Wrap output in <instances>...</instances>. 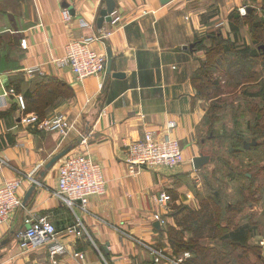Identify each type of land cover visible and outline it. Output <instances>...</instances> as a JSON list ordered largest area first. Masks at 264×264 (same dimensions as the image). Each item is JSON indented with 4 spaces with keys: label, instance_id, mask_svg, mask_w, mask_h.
I'll use <instances>...</instances> for the list:
<instances>
[{
    "label": "crops",
    "instance_id": "crops-1",
    "mask_svg": "<svg viewBox=\"0 0 264 264\" xmlns=\"http://www.w3.org/2000/svg\"><path fill=\"white\" fill-rule=\"evenodd\" d=\"M114 1L112 20L98 28L105 0H0V180L20 177L23 201L11 221L0 226V264H155L149 247L179 257L166 230L174 225L175 203L188 190V172L196 171L192 159L201 154L194 130L203 112L194 104L192 75L203 54L193 50L194 42L213 30L233 39L231 12L261 0ZM220 21L227 31L215 26ZM91 36L100 37L94 49L107 57L110 51L111 69L79 82L56 59L69 41ZM241 36L250 42L246 26ZM57 112L74 122L65 137L23 122L25 114L45 119ZM170 120L176 123L172 135L184 149L183 163L130 174L128 145L146 131H161ZM72 154L89 155L105 180V193L91 197L86 212L71 209L54 193L57 167ZM163 191L166 204L157 201ZM28 215H46L58 237L22 253L16 232ZM78 219L81 233L66 231ZM248 243L258 244L251 237ZM259 257L264 260V251Z\"/></svg>",
    "mask_w": 264,
    "mask_h": 264
},
{
    "label": "rangeland",
    "instance_id": "rangeland-1",
    "mask_svg": "<svg viewBox=\"0 0 264 264\" xmlns=\"http://www.w3.org/2000/svg\"><path fill=\"white\" fill-rule=\"evenodd\" d=\"M242 7L246 13L245 6ZM220 23H223V21L218 22L215 26L223 29V31H227ZM215 26L214 28H216ZM227 36L231 37L229 34ZM233 56L234 52L231 55L224 56L219 70L208 66L210 67L208 71L209 80L206 79L203 82L204 84L199 85V76L194 82L196 87H194V104L198 103L203 112V116L194 130V143L199 152L209 155L210 160L199 169H195L196 171L192 168L188 172V176L186 177L188 190H184L181 193L175 205L181 206L182 204H186L192 208H198L201 204V198L207 195L209 188L216 191L217 195H219V204L217 206L212 199H206L214 219L220 225H218L219 228H216L213 233L206 230L204 235L197 240L198 243L191 247L192 250L196 249L199 252L202 248L219 250L221 246L220 237L231 229L234 224L239 225L246 221H251L252 224L253 221H257L259 226H257L255 235L251 237V241L258 243L254 244L255 247L257 246V249L253 247L249 251H244L247 263L251 264L256 259L255 253L260 252L259 254H261L264 251V244H259L261 240L264 241V192L259 193L256 191L255 198L250 199L251 192L249 191L251 190H248V187H258L257 189L264 190V111L261 112L263 114L262 121L256 127L253 115L257 112L255 104L259 102V99L252 96L256 88L249 89L250 84L254 83L250 79L242 81V84L239 86L233 84L231 86L227 85L228 79L223 69H233L234 71L236 69H251L249 63ZM256 62L257 65L254 68L260 71L259 61ZM209 65L212 64L209 63ZM197 86L202 93L198 91ZM243 88H246L249 92L244 94ZM216 91H220L221 94L215 96ZM208 93L209 97H207ZM166 125L161 131L156 132L163 133ZM173 129L171 130V134ZM253 137L257 139L259 146H250L248 149H244L242 146L243 141L250 142ZM180 146L184 161V149L181 144ZM245 175H249V177ZM208 183L210 185L207 187ZM159 196L157 197V201ZM174 209L177 210L176 208ZM187 216L190 222L193 216L188 214L187 211L183 212L178 220L175 221V228L180 231L181 237L178 239V244H176L174 250L178 251L175 254L183 258L184 264L188 260V250H191V242H188V238L191 236V229L189 228L188 232V221L181 225L177 223H182ZM229 251L230 249L228 251L223 250L224 253H229ZM234 251L237 252L234 253ZM230 252L234 256L240 253V250H231ZM218 264L226 263L223 261ZM255 264L260 263L255 262Z\"/></svg>",
    "mask_w": 264,
    "mask_h": 264
},
{
    "label": "built area",
    "instance_id": "built-area-1",
    "mask_svg": "<svg viewBox=\"0 0 264 264\" xmlns=\"http://www.w3.org/2000/svg\"><path fill=\"white\" fill-rule=\"evenodd\" d=\"M240 14H244L243 7L239 8ZM118 16L114 21H119ZM68 19V18H67ZM82 25L86 22L82 21ZM100 37H86L74 39L65 45V53L56 59L59 68L68 67L75 80L82 81L84 78L103 73L107 67V56L104 52L92 47L95 40ZM26 46V41H21ZM37 68H31L34 71ZM20 108L24 109L23 98L18 96ZM23 122L27 125H39L40 127L56 132L61 136H67L75 129L66 113L57 112L50 117L41 119L35 113L25 114ZM176 123L168 121L163 133L154 130L146 131L143 138L128 145L126 150V165L130 174L134 175L141 168L154 166L175 167L183 161V152L179 140L171 134ZM82 142L86 139L83 135ZM4 161L0 159V163ZM22 179L20 177L0 180V226L9 223L17 210L23 207L20 196ZM106 185L102 176V168L89 155L72 154L65 157L57 167V188L55 195L67 204L71 209L78 207L87 211L89 199L105 193ZM168 199L166 192H161L159 203L166 204ZM82 223L78 219L75 225L66 229L68 232L81 233ZM58 231L46 215L24 218L23 228L16 232V239L22 253H30L40 247L56 241ZM155 264H184L181 257L168 254L164 251L149 247ZM55 250L51 251L54 255ZM53 258V256H52ZM54 262V260H53Z\"/></svg>",
    "mask_w": 264,
    "mask_h": 264
},
{
    "label": "trees",
    "instance_id": "trees-1",
    "mask_svg": "<svg viewBox=\"0 0 264 264\" xmlns=\"http://www.w3.org/2000/svg\"><path fill=\"white\" fill-rule=\"evenodd\" d=\"M245 8H247V6ZM228 24L233 33V39L223 35L220 30L211 31L205 37L195 39L193 50L195 52H201L204 56L199 59L200 66L192 75V84L193 87H195L194 82L198 76L200 77V79H198L199 85L204 84L203 82L209 78L208 71L210 67L208 66L213 67L215 70H219L221 68L220 65L223 63L222 58L228 56V54L231 55L232 52H234L233 57L249 63L251 69H236L235 71L233 69H223L224 74L228 79L227 85L231 86L233 84L239 86L242 84V81L247 79L254 82L250 84L249 89L253 87L256 88L254 93H252V96L259 99V102L255 104L257 112L253 115V121L257 127L263 118L261 112L264 111V0H261L258 6H250L249 9H246L245 14H240L239 10L234 9L228 17ZM242 26H246L249 31L251 38L249 43H246L241 36ZM256 61H259L260 71L254 68V66L257 65ZM209 63L212 65H209ZM197 89L201 92L198 86ZM246 92L249 91H247L246 88H243V93L245 94ZM220 94V91H216L215 96ZM208 95L209 93L207 94V97H209ZM38 116L40 115L38 114ZM252 139L257 142L254 147L259 146L257 139L254 137ZM244 142L245 141H243V143ZM243 143L242 146L244 148ZM245 176L249 177V175ZM209 185L210 184L208 183L207 187ZM257 188L258 187H248V190H251L249 191L251 192L250 199L255 198L256 191L259 193L264 192L263 189ZM206 199H212L216 203V206L219 204V195H217L216 191L209 188L207 195L201 198V204L198 208H192L186 204H182L181 206L176 205L174 207L177 209L172 215V217H174V225H169L166 230L167 240L172 252L174 254L178 252L175 251L174 248H176V244H178L177 241L181 237L180 231L175 228V221L178 220L183 212L187 211L188 214L193 216L190 219V222L188 221L189 218L187 216L182 223H177L181 225L188 221V232L189 228L191 229V236L188 238V242H191V250H188V260L186 261V264H218L223 261H225L226 264H250L247 263V260L244 257V251H249L253 247L257 249V246L255 247L248 243V239L255 235L257 231V226H259L257 221H253L252 224L251 221H246L239 225L234 224L231 229L220 237L221 246L219 250H215L214 248H202L200 252L196 249L192 250L191 247L198 243L197 240L204 235L206 230L213 233L216 228H219L218 225H220L219 222L214 219L213 213L209 209ZM180 243L183 245L182 242ZM228 249H230V251L240 250V253L233 256L230 251L229 253L223 252V250L228 251ZM235 252L237 251H234V253ZM259 253H255V258L260 264H264V260L259 257ZM251 264H255V262Z\"/></svg>",
    "mask_w": 264,
    "mask_h": 264
},
{
    "label": "water",
    "instance_id": "water-1",
    "mask_svg": "<svg viewBox=\"0 0 264 264\" xmlns=\"http://www.w3.org/2000/svg\"><path fill=\"white\" fill-rule=\"evenodd\" d=\"M161 4H166L171 0H159ZM114 7H115V1L114 0H105V8L101 9L99 12V17L97 19V27L100 28L102 25L103 21H111L112 20V13L114 11ZM111 62H112V58H111V53L110 51H108V57H107V67H106V72H110L111 69ZM123 74L122 73H113L112 76L114 77H121ZM244 148L248 149L250 146H255L257 144V142L252 139L250 142H244ZM63 155L60 154L58 156H56L53 160L55 161L57 158L61 157ZM210 160L209 155H205V154H199L195 157H193L192 159V164L194 169H199L200 167H202L204 164L208 163Z\"/></svg>",
    "mask_w": 264,
    "mask_h": 264
}]
</instances>
